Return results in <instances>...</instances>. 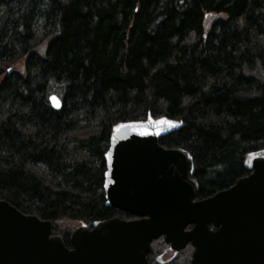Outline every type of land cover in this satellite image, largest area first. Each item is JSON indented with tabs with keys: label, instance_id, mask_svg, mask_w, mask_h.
Segmentation results:
<instances>
[{
	"label": "trees",
	"instance_id": "1",
	"mask_svg": "<svg viewBox=\"0 0 264 264\" xmlns=\"http://www.w3.org/2000/svg\"><path fill=\"white\" fill-rule=\"evenodd\" d=\"M148 117L180 124L159 143L190 153L198 198L251 173L264 156V0H0V200L69 247L76 226L61 221L129 219L105 204V153L114 127Z\"/></svg>",
	"mask_w": 264,
	"mask_h": 264
},
{
	"label": "water",
	"instance_id": "2",
	"mask_svg": "<svg viewBox=\"0 0 264 264\" xmlns=\"http://www.w3.org/2000/svg\"><path fill=\"white\" fill-rule=\"evenodd\" d=\"M48 99L61 108L60 97ZM179 127L166 117L114 127L105 153V204L136 218L81 225L70 247L52 234L50 220L1 199L0 264H150L159 237L174 251L191 244L188 264H264V157H253L251 173L232 186L197 199L190 153L159 143Z\"/></svg>",
	"mask_w": 264,
	"mask_h": 264
},
{
	"label": "rangeland",
	"instance_id": "3",
	"mask_svg": "<svg viewBox=\"0 0 264 264\" xmlns=\"http://www.w3.org/2000/svg\"><path fill=\"white\" fill-rule=\"evenodd\" d=\"M213 17H214V15H208L207 16V20H211V19H213ZM209 22V21H208ZM208 22H206V24H205V29L206 30H208V28H209V25H208ZM257 155H255V156H252L250 159H249V161L253 158V157H256ZM133 217H130L129 219H132ZM59 225H60V227H61V229H64L65 227H67V228H72V227H75L74 229H76L77 227H79V226H81V225H79V224H74V223H70V222H68V221H61L60 223H59ZM160 238H162L163 240H164V238L163 237H160ZM159 238H157L156 240H158ZM155 241V240H154ZM166 243V242H165ZM154 248H155V246H154ZM153 248V246H152V249L153 250H155L156 251V253L158 254V259H161L162 257H165V256H167V258H168V256L171 254V252H172V249L170 248V246H168L167 245V250L164 252V253H158L157 252V250L156 249H154ZM152 249H151V251H152ZM174 251V250H173ZM177 253V252H176ZM175 253V254H176ZM149 255V254H148Z\"/></svg>",
	"mask_w": 264,
	"mask_h": 264
},
{
	"label": "flooded vegetation",
	"instance_id": "4",
	"mask_svg": "<svg viewBox=\"0 0 264 264\" xmlns=\"http://www.w3.org/2000/svg\"><path fill=\"white\" fill-rule=\"evenodd\" d=\"M209 197H210V196H209ZM205 198H207V197H205ZM135 218H136V217H135ZM210 227H211L212 229H214L213 225H210ZM166 244H167V243H166ZM167 245L170 246L169 244H167ZM189 246L192 248V252H191V258H192V254H193V251H194V247H193L191 244H187L183 249H180L179 251H173V250H172L171 254L168 256L167 259H170L171 256L174 255L176 252L179 253L180 251L184 250L185 248H187V247H189ZM177 253H176V254H177ZM158 257H159V256H158V254L156 253L155 250H153V252L150 251V253H149V255H148L149 261H151V260H153V261H154V260H157ZM190 260H191V259H190ZM189 262H190V261H189ZM189 262H188V263H189ZM188 263H187V264H188ZM150 264H151V262H150Z\"/></svg>",
	"mask_w": 264,
	"mask_h": 264
},
{
	"label": "snow or ice",
	"instance_id": "5",
	"mask_svg": "<svg viewBox=\"0 0 264 264\" xmlns=\"http://www.w3.org/2000/svg\"><path fill=\"white\" fill-rule=\"evenodd\" d=\"M161 122H166V121H163V119H162Z\"/></svg>",
	"mask_w": 264,
	"mask_h": 264
},
{
	"label": "bare ground",
	"instance_id": "6",
	"mask_svg": "<svg viewBox=\"0 0 264 264\" xmlns=\"http://www.w3.org/2000/svg\"><path fill=\"white\" fill-rule=\"evenodd\" d=\"M189 253V252H188Z\"/></svg>",
	"mask_w": 264,
	"mask_h": 264
}]
</instances>
